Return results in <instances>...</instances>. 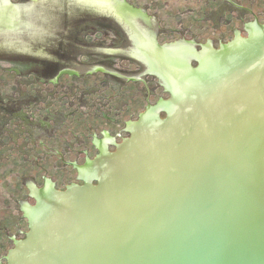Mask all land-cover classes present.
I'll return each instance as SVG.
<instances>
[{
  "label": "water",
  "instance_id": "water-1",
  "mask_svg": "<svg viewBox=\"0 0 264 264\" xmlns=\"http://www.w3.org/2000/svg\"><path fill=\"white\" fill-rule=\"evenodd\" d=\"M109 1L91 7L123 22L170 97L81 167L83 186L31 187L28 232L0 264H264V25L219 49L162 46L144 13ZM34 7L0 9V36L49 29Z\"/></svg>",
  "mask_w": 264,
  "mask_h": 264
},
{
  "label": "flooded vegetation",
  "instance_id": "flooded-vegetation-1",
  "mask_svg": "<svg viewBox=\"0 0 264 264\" xmlns=\"http://www.w3.org/2000/svg\"><path fill=\"white\" fill-rule=\"evenodd\" d=\"M222 2L223 6L218 11L223 9V13L227 14L234 6L241 14L244 13L239 19L244 22L248 34L251 26L257 22L262 24L260 18L264 16L263 11H256L252 5L248 7L236 0ZM213 11H208L205 19L214 20L217 12ZM245 14L253 16L254 21L248 22ZM45 16L51 24V31L52 16L47 13ZM112 16L120 23L119 18ZM205 19L202 17L195 20L199 23ZM156 20L157 18L152 16L140 23L152 31L158 40L159 35L164 34V29L152 28L154 23H158ZM87 22L98 23V26L91 29L82 27ZM120 24L122 26V23ZM122 27L110 20H74L67 34L69 42L57 44L59 48L52 57L35 59L29 64L20 63L21 69L15 70L19 77H31L35 84L53 87L52 91L46 94L21 93L14 100L0 97V157H7L8 142H12L18 151L26 152L42 172L40 177L31 175L29 178H21L20 184L29 191L26 199L17 201L19 210H23L25 204H30V201L35 204V200L30 196V188L33 186L43 188L46 184H51L60 191H65L71 185L83 186L87 172L81 167L95 161L101 149L115 152L117 144L130 136L128 124L135 121L137 106L142 107V98L145 100L143 111L149 106H155L152 99L156 97L159 88H164L162 81L160 82L159 77L147 73V65L144 62L130 55V52H135V44L127 28ZM97 32L112 34L111 43L92 44L86 41L89 34ZM176 33L181 35L179 31ZM239 34L241 35V32ZM180 46L199 51V44L196 42ZM120 63H127V66L119 67ZM137 83L141 84V88ZM127 97H130L129 101L121 99ZM35 107L37 110L32 114L28 112ZM161 116L164 117L165 114L162 113ZM23 139L34 142L36 147L31 151H23ZM48 162L52 164L48 165ZM93 183L97 184L96 181ZM27 200L28 202H25ZM1 263H5V258Z\"/></svg>",
  "mask_w": 264,
  "mask_h": 264
},
{
  "label": "rangeland",
  "instance_id": "rangeland-1",
  "mask_svg": "<svg viewBox=\"0 0 264 264\" xmlns=\"http://www.w3.org/2000/svg\"><path fill=\"white\" fill-rule=\"evenodd\" d=\"M5 1L10 7L7 10L15 9L26 11L27 9L28 11L30 7L35 6V10H40L36 15V20L40 19L39 25L41 21L42 23L45 21V12H49V15L53 19L52 30L49 32V29H47L41 35L26 36L24 31L20 32L19 35L17 34L18 36H0V97L7 98V100L17 99L21 93L34 95L46 94L52 91L53 87L51 85L44 86L42 84H35L31 77H19L15 70L21 69L20 63L22 62L29 64L35 59H49L52 57L59 48L57 44L69 42L70 39L67 37V34L70 30V24L74 20L84 18L88 19V21H101L103 19L105 22L110 20L115 25L118 24L120 27H125L123 22L120 20V23H122L121 26L112 14L97 12L96 8L91 7V5L82 4L76 0H35L37 2H33L34 0ZM236 1L248 7L253 6L252 8L256 11L264 12V0ZM119 2L141 11L148 18L152 16L157 18L156 21L158 23H154L155 25L152 28H157L158 30V27H160L164 29V34H160L158 37L162 46L196 42L199 44V47L197 46L199 51L205 49L206 46L219 49L221 45L232 41L240 32L242 37H246L248 34L245 31L244 22H241L239 19L244 13L241 14L234 6L231 7L227 14L223 13V9L218 11L223 6L222 0H119ZM6 8L4 7L3 9L6 10ZM210 10L217 12L214 20L205 19L206 13ZM202 17L206 21L204 20V22L201 21L198 23L195 20ZM244 17L248 22L254 21L253 16L245 14ZM46 22L49 24L47 19ZM260 22L264 24V16H261ZM139 25L141 27L144 26L140 21ZM177 31L181 35L176 33ZM112 38V34L97 32L89 34L86 37V41L92 44L99 42L109 45ZM125 48L127 49V46ZM123 64L120 63L118 66H127L125 65L127 63ZM193 66H197L196 61H194ZM154 83L158 84L157 81H154ZM138 87L141 88V84ZM169 97L170 94L165 88H159L156 97L152 99L153 105L157 106L161 99L167 100ZM129 98L121 99L129 101ZM142 100L140 104L142 107L137 106L135 121L138 120L137 115L144 112L145 100L144 98ZM34 110H37L36 107L28 110V112L32 114ZM15 128L18 129V127ZM22 144L23 151H31L36 147L35 143L28 139H23ZM7 148V157H0V262L8 254L9 250L13 248V238L22 239L25 233L28 232V224L24 212L19 210L17 205L19 199H26L27 192L29 191L20 184L21 178L23 176L29 178L31 175H39L40 177L42 174L37 169V164L33 159L25 154L26 152L18 151L12 142H8ZM43 159L44 157H42ZM43 163L46 164L44 161ZM50 164L52 163L48 162V165ZM25 202H28V200ZM30 204H32V201H30Z\"/></svg>",
  "mask_w": 264,
  "mask_h": 264
},
{
  "label": "bare ground",
  "instance_id": "bare-ground-1",
  "mask_svg": "<svg viewBox=\"0 0 264 264\" xmlns=\"http://www.w3.org/2000/svg\"><path fill=\"white\" fill-rule=\"evenodd\" d=\"M101 1H102V3H101ZM6 3H7L6 1L2 2V0H0V9H3L2 7H4L5 5L7 6L6 10L8 8H10ZM83 3H86V2H83ZM87 3H89V5H92V6H101V7L103 6V7H108V8H109V5L111 4L109 0H89ZM12 13L14 16H16L19 14V11L14 9V12L12 11ZM37 14H38V11L34 10V12H32L31 16L29 17V19L31 18V20L34 21L33 23H36V21H38V20H36ZM185 57H186V55H185Z\"/></svg>",
  "mask_w": 264,
  "mask_h": 264
},
{
  "label": "trees",
  "instance_id": "trees-1",
  "mask_svg": "<svg viewBox=\"0 0 264 264\" xmlns=\"http://www.w3.org/2000/svg\"><path fill=\"white\" fill-rule=\"evenodd\" d=\"M98 26V23H93V22H87L86 24L84 23L82 27H87V29H91L92 27ZM86 28H81V30H87ZM24 63V62H22Z\"/></svg>",
  "mask_w": 264,
  "mask_h": 264
}]
</instances>
